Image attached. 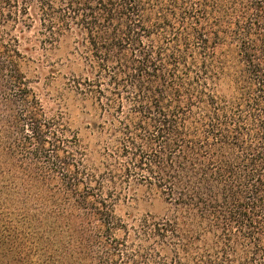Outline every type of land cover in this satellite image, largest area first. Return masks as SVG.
I'll use <instances>...</instances> for the list:
<instances>
[{
    "label": "trees",
    "instance_id": "16d2710c",
    "mask_svg": "<svg viewBox=\"0 0 264 264\" xmlns=\"http://www.w3.org/2000/svg\"><path fill=\"white\" fill-rule=\"evenodd\" d=\"M0 264H264V0H0Z\"/></svg>",
    "mask_w": 264,
    "mask_h": 264
},
{
    "label": "rangeland",
    "instance_id": "374dc122",
    "mask_svg": "<svg viewBox=\"0 0 264 264\" xmlns=\"http://www.w3.org/2000/svg\"><path fill=\"white\" fill-rule=\"evenodd\" d=\"M61 54L62 53L59 52V54L54 56V58L51 62H55V61L57 62L59 57L61 56ZM48 71H49L48 68L47 69L44 68L43 74L45 77L47 76L45 74H48ZM62 82H63V80H61V79L60 80H52V86L48 87L49 90H51L52 92L55 93L57 90L62 88ZM41 85H43V83ZM46 103L48 106H50V105L53 106V103H51L48 99H46ZM80 125H81L80 121H78V119L75 118L74 126L78 127ZM82 136L84 138H86V133L84 132V130L82 131ZM132 210L135 214H138V215L150 213L152 215L159 216L165 212V205L159 199L150 200L149 198H143V199L139 200V202L134 206V208Z\"/></svg>",
    "mask_w": 264,
    "mask_h": 264
}]
</instances>
